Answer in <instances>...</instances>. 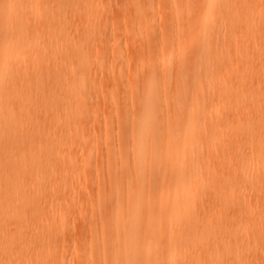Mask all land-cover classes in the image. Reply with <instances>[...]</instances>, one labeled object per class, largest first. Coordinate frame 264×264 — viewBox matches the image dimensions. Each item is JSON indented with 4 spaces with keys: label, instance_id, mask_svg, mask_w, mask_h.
Returning <instances> with one entry per match:
<instances>
[{
    "label": "rangeland",
    "instance_id": "rangeland-1",
    "mask_svg": "<svg viewBox=\"0 0 264 264\" xmlns=\"http://www.w3.org/2000/svg\"><path fill=\"white\" fill-rule=\"evenodd\" d=\"M191 1L139 0L138 5H133L131 0H126L118 5L117 0H100V11L105 15L100 17V22H116V31L89 32L92 44L84 48L85 51L81 49L76 53L66 50L50 53L48 38L41 41V49L48 57L42 64L43 71L47 72L44 71L43 85L51 87L52 91L46 93L49 107L44 125L33 127L30 133L36 134L43 127L42 131L46 130L53 138V146L47 151L42 167H35L33 178L27 181L30 197L26 206H16L13 197L0 211V228L6 219H13L9 238L1 241L4 242V255L15 256L20 252V246L13 239L18 238L17 231L23 227L26 237L32 241V250L30 258L25 257L22 264H83V259L89 258L101 264V230L112 223L111 216L119 208L125 219L124 188L134 182L129 173L132 165L119 169L118 158L106 163L105 157L117 143L127 146L132 137L139 134L134 128L137 105L131 87L139 96L144 86L140 67L146 64L154 68L155 81L151 83L150 95L171 97L178 93L181 97L183 106L178 110L177 118L168 122L174 128L176 139L190 120L184 108L196 103L197 95L192 91L195 77L203 78L207 72L218 73L219 100L216 95L208 100L209 106L220 108L216 119L219 144L206 154L205 161H216L219 155V165L215 167L224 178L222 188L231 191L235 201L223 206L221 211L227 215L231 226L222 228L224 238L219 242L222 254L219 264H264V6L253 0L231 3L219 0L214 3L219 8V23L214 29L206 30L207 9L197 6L191 14L188 12ZM2 5L0 15L4 11ZM250 11L255 14L251 16ZM134 12L139 14L137 20ZM85 24L79 21L75 28L69 29L64 39L66 47L79 43V39L87 34ZM184 24L189 27L180 31L178 27ZM230 24L235 28L236 36L219 44V57H215V47L208 55L200 54L204 40L215 39L218 33L224 34ZM254 31L263 35L251 39ZM57 36L61 37V33ZM191 39V46L177 50L179 44ZM189 53L190 57L185 58ZM33 55L25 60L29 62ZM83 57L85 61L78 63L77 60ZM179 57L183 60L181 71L185 81L178 92H173ZM201 57L210 58V67L190 69ZM29 68L32 73L33 67ZM70 74H76L72 84L81 98L84 117L80 115L69 120L65 114L48 115L49 108L52 110L66 99V93L60 89ZM161 112L166 113L165 110ZM194 118V130L201 124L206 128L210 126L199 116ZM157 120L162 130L166 124L164 116ZM74 125L79 129V138L70 139L69 132L64 129ZM225 125L230 127L229 131L220 130ZM249 136L252 147L248 148L243 144ZM169 138L162 132L160 142L170 143ZM162 148L167 149L168 156L182 154V147L177 143L169 149L166 145ZM238 155L244 159L249 157V160L242 163ZM108 163L117 172L122 170L120 183L107 172ZM186 163L187 160L174 164L167 178L185 170ZM145 186L144 182L143 189ZM214 186L218 187L216 181ZM115 187H119L117 194L112 193ZM210 198V191L205 189L195 204L203 207ZM166 206L164 203L163 211ZM164 219L163 214L157 236L164 241L163 256L170 242L169 231L174 229ZM117 233L113 229L107 241H113Z\"/></svg>",
    "mask_w": 264,
    "mask_h": 264
},
{
    "label": "bare ground",
    "instance_id": "bare-ground-1",
    "mask_svg": "<svg viewBox=\"0 0 264 264\" xmlns=\"http://www.w3.org/2000/svg\"><path fill=\"white\" fill-rule=\"evenodd\" d=\"M125 1L117 0L118 5ZM131 1L133 5H138L139 0ZM233 1L235 0H220L227 3ZM216 2L219 0H193L189 2L188 12L192 14L197 6L206 8L208 14L204 28L212 30L219 23V8L214 5ZM253 2L264 6V0ZM1 4L4 11L0 15V211H3L13 197L16 206H26L30 197L26 190L27 181L33 178L35 167H42L47 151L53 146V138L46 130L42 131L43 127L36 134L30 133L33 127L44 125L49 107L47 95L52 91L51 87L43 85L44 71L45 74L47 72L43 71L42 64L48 57L45 50L41 49V41L48 38L50 53L64 50L76 53L81 49L85 51L84 48L92 44L89 32H114L118 25L116 22H100V17H105L100 11V0H0ZM48 7L52 9L47 10ZM134 14L137 20L139 14ZM249 14L252 16L255 12L250 11ZM79 21L86 23L87 34L79 39V43L66 47L64 39L68 36L69 29L75 28ZM230 25L224 34L218 33L215 39H205L200 54L208 55L211 48L215 47V57L218 58L219 44L236 36L235 28ZM188 27V24H184L178 29L181 31ZM59 32L61 37L58 38ZM260 35L263 34L254 31L251 39ZM85 36L87 37L84 38ZM192 43V39L183 42L177 46V50L182 51L184 46H191ZM30 55H33L32 60L27 62L25 58ZM189 57L190 53L185 56ZM84 61V57L77 60L78 63ZM211 64L210 58L201 57L199 63L191 65L190 69L198 70L210 67ZM29 66L33 67L32 73ZM182 68L183 60L179 57L176 61L177 74L173 92H178L179 86L185 81ZM153 69L150 65H141L144 86L139 96L131 87L137 105L134 128L139 130V134L132 137V142L127 146L117 143L115 149L105 157L106 163L118 158L119 169L132 165L129 173L134 182L124 188L125 219H122V208L118 207L111 216L112 223L101 230V264H219L222 258L219 242H223L224 238L222 228L231 226V221L221 211L223 206L235 202L231 198V191L222 188L224 178L216 170L219 155L217 154L216 161H205L206 154H210L213 146L219 144V122L216 119L220 108L212 104L209 106L210 99L208 100L212 95H216L219 100V75L215 71L205 73L203 78L200 75L195 77L192 91L196 92V103L184 108L190 120L176 139L175 134L173 135L174 128L168 122L177 118V112L183 106L181 97L178 93L171 97L150 95L151 83L155 81ZM75 76L76 74H70L61 84L60 91L66 93V99L52 110L49 108L48 115L59 117L65 114L69 120L80 115L84 117L81 98L75 91V84H72ZM258 109L261 110V107ZM162 110L166 113H162ZM195 115L203 123L210 124L208 129L201 124L194 130ZM161 116L168 123L162 130L157 120ZM75 125L64 129L69 132L70 139L79 138V129L74 128ZM118 127L121 130L120 123ZM229 129L226 125L220 128L225 131ZM162 132L170 137V143L160 142ZM175 143L182 147V154L177 157L168 156L167 149L162 146L166 145L169 149ZM243 146L252 147L251 136L246 138ZM164 156L167 158L166 162L162 161ZM237 158L242 163L249 160V157L244 159L241 155ZM185 160V170L167 178L173 165ZM107 166L110 176L120 183L122 170L117 172L110 163ZM214 181L218 187H213ZM144 182L146 186L143 189ZM205 189L210 191L211 198L205 206L197 207L195 203ZM118 192L119 187L112 190L113 194ZM164 203L167 206L163 211ZM163 214L165 223L174 226L168 234L170 242L165 256L162 255L164 241L157 237ZM12 225L13 219L10 217L0 228V264H22L24 258L29 259L31 255L32 241L30 237H26L23 227H19L17 231L18 238L13 239L20 246V252L15 256L4 255V242L1 241L9 238L8 231ZM113 229L118 233L113 241H107ZM83 262L98 264L91 258L83 259Z\"/></svg>",
    "mask_w": 264,
    "mask_h": 264
}]
</instances>
